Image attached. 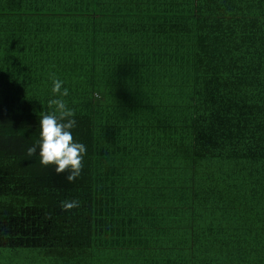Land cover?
<instances>
[{
	"label": "trees",
	"instance_id": "16d2710c",
	"mask_svg": "<svg viewBox=\"0 0 264 264\" xmlns=\"http://www.w3.org/2000/svg\"><path fill=\"white\" fill-rule=\"evenodd\" d=\"M50 73L87 149L73 182L27 156ZM17 263L264 264V0H0V264Z\"/></svg>",
	"mask_w": 264,
	"mask_h": 264
},
{
	"label": "clouds",
	"instance_id": "9594fccd",
	"mask_svg": "<svg viewBox=\"0 0 264 264\" xmlns=\"http://www.w3.org/2000/svg\"><path fill=\"white\" fill-rule=\"evenodd\" d=\"M54 98L48 101L51 111L41 113L39 120V139L27 148V156L36 155L39 149L40 164L54 166L56 174L66 173L68 182L75 181L84 168L86 146L75 140L72 129L76 126L75 110L69 108L63 99L69 95L68 88L62 87L64 81L50 73ZM79 199L63 200L60 207L64 211L80 207Z\"/></svg>",
	"mask_w": 264,
	"mask_h": 264
},
{
	"label": "rangeland",
	"instance_id": "374dc122",
	"mask_svg": "<svg viewBox=\"0 0 264 264\" xmlns=\"http://www.w3.org/2000/svg\"><path fill=\"white\" fill-rule=\"evenodd\" d=\"M24 250H25L28 254L33 255V249H31V248H26V247H25ZM26 256H27L26 253H21V254L16 255L15 257H16L17 259H19V260L24 261V258H25ZM17 264H21V263H17Z\"/></svg>",
	"mask_w": 264,
	"mask_h": 264
}]
</instances>
